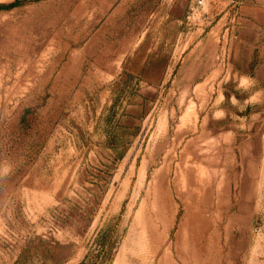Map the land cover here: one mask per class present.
<instances>
[{
  "label": "rangeland",
  "instance_id": "obj_1",
  "mask_svg": "<svg viewBox=\"0 0 264 264\" xmlns=\"http://www.w3.org/2000/svg\"><path fill=\"white\" fill-rule=\"evenodd\" d=\"M22 1L0 264H80L101 231L103 264H264V0Z\"/></svg>",
  "mask_w": 264,
  "mask_h": 264
},
{
  "label": "trees",
  "instance_id": "obj_2",
  "mask_svg": "<svg viewBox=\"0 0 264 264\" xmlns=\"http://www.w3.org/2000/svg\"><path fill=\"white\" fill-rule=\"evenodd\" d=\"M26 1L22 0H16V2L10 4V5H3L0 6V12H10L18 7H21L25 5ZM116 134L110 136V145L113 144V140L115 139ZM123 152L119 158H123L124 156ZM98 251L97 254L95 252L90 251L85 259L80 263V264H103L104 262H112V259H108L107 255L108 252L110 251V241H109V236L107 234V231H101L99 233V238H98Z\"/></svg>",
  "mask_w": 264,
  "mask_h": 264
},
{
  "label": "built area",
  "instance_id": "obj_3",
  "mask_svg": "<svg viewBox=\"0 0 264 264\" xmlns=\"http://www.w3.org/2000/svg\"><path fill=\"white\" fill-rule=\"evenodd\" d=\"M205 0H196V3L194 4V8L192 9L193 15L196 14L197 9L204 6Z\"/></svg>",
  "mask_w": 264,
  "mask_h": 264
},
{
  "label": "crops",
  "instance_id": "obj_4",
  "mask_svg": "<svg viewBox=\"0 0 264 264\" xmlns=\"http://www.w3.org/2000/svg\"><path fill=\"white\" fill-rule=\"evenodd\" d=\"M14 2H16V0H0V6L10 5V4L14 3ZM178 23H179V21H178ZM180 24H182V23H180Z\"/></svg>",
  "mask_w": 264,
  "mask_h": 264
}]
</instances>
